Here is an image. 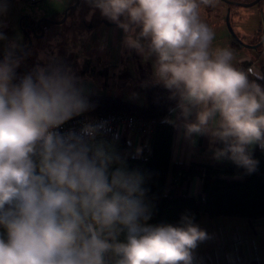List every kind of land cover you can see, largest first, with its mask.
<instances>
[{
	"label": "clouds",
	"instance_id": "obj_1",
	"mask_svg": "<svg viewBox=\"0 0 264 264\" xmlns=\"http://www.w3.org/2000/svg\"><path fill=\"white\" fill-rule=\"evenodd\" d=\"M84 2L88 19L98 11L121 30L122 48L150 63L144 86L163 88L173 105L165 123L193 144L208 137L215 161L257 171L264 69L239 67L233 48L214 43L201 10L220 0ZM7 10L0 0V16ZM0 42V264H194L209 234L188 214L148 223L145 175L104 138L108 121L60 131L95 107L84 80L44 53L19 73L27 54L3 31Z\"/></svg>",
	"mask_w": 264,
	"mask_h": 264
},
{
	"label": "crops",
	"instance_id": "obj_2",
	"mask_svg": "<svg viewBox=\"0 0 264 264\" xmlns=\"http://www.w3.org/2000/svg\"><path fill=\"white\" fill-rule=\"evenodd\" d=\"M74 1L75 0L68 1L64 7H68V5ZM14 4L15 1L8 0V7L15 8L17 15L8 17L0 16V25H3V27H0V31L5 32L9 39L16 40L24 49L27 38L21 26H23L25 15L20 5L15 6ZM84 7L85 11L82 14L72 15L69 19L70 10L66 20L63 23L55 24V26L57 25L56 27L49 28L48 34L44 24L49 21L42 22L41 26L45 32L44 35H47L46 41H43L40 37H34L31 32L28 31L32 38V43L29 48L32 49V51L30 52L29 49L27 50L25 54H29V57L26 64H21L17 71L19 73L29 71L33 65L38 62V57L41 53L49 57L55 55L84 80L90 94L119 96L124 100L132 99L130 102L144 104L141 87H143L144 82L150 78V63L146 64V62L142 61L141 57L135 53L130 54L126 50H123V48L121 49V30L98 14V11L91 19H88V16L84 15L89 13L90 9L86 3ZM44 8L47 9V7ZM50 11L51 12L41 14L33 19L28 16V22L35 26V22L42 17H48L53 20H59L61 18L62 12L59 8H54V10L51 9ZM206 11H209V8H207V10H201V15H204ZM235 22V34L217 33V38L214 43L221 47L228 46L233 48L237 53L238 63H248L247 69L255 68L260 70V64L264 63V46L260 44V40L257 41L258 26L256 21L248 17L242 21L235 20ZM219 24H221V22H219ZM36 31L40 34L38 29H36ZM102 34L105 35L106 49L102 45H99L97 41L102 37ZM86 37L90 40V44L86 42L83 49L74 48L77 40L82 38L85 39ZM94 42H97L96 45ZM234 42L239 46L234 45ZM0 47H2V42H0ZM72 56L73 59H71ZM114 56L116 59L115 61H113ZM126 56H132L137 60L138 65L136 70L130 71L129 68H122L123 58ZM92 62H94L95 65H93ZM140 62L143 63V65H139ZM105 66L112 67L111 73L113 79L110 81L97 77V73L100 72L99 70L103 69ZM166 117L172 118L170 113H168ZM150 132L151 126L150 123H148L145 130L140 132V134L126 135L132 147V153H134L137 148L143 149L148 146ZM193 139L195 140L194 144L183 136L180 129L174 127L171 139L169 158L170 170L167 182L171 180V168L175 164L190 165V163L215 162L212 158V152L210 151L208 137H193ZM179 173L180 172L177 173V178L179 177ZM201 184L202 177L195 176L189 181L187 188L188 192L197 195L201 191ZM250 222L257 226L253 229L255 234H264V218L250 219Z\"/></svg>",
	"mask_w": 264,
	"mask_h": 264
},
{
	"label": "trees",
	"instance_id": "obj_3",
	"mask_svg": "<svg viewBox=\"0 0 264 264\" xmlns=\"http://www.w3.org/2000/svg\"><path fill=\"white\" fill-rule=\"evenodd\" d=\"M234 45L238 44L234 42ZM238 66L247 69L248 63ZM260 66L264 69V63ZM258 82L264 84V81ZM141 93L144 104L119 96L90 94V102L95 107L86 113L93 116L128 114L150 123L149 144L137 158H132V147L125 136L109 132L104 137L115 141L118 152L128 154L130 169H139L145 175L146 199L152 205V218L148 223L176 225L184 214L194 217V222L202 215L237 216L251 220L264 218V150L258 146L253 149V157L259 164L251 175H244V170L230 161L175 164L171 168V180L167 182L174 126L164 120L173 105L167 100L166 91L159 86H143ZM195 176L202 177L201 191L197 195L190 194L187 189ZM249 264L262 263L253 260Z\"/></svg>",
	"mask_w": 264,
	"mask_h": 264
},
{
	"label": "rangeland",
	"instance_id": "obj_4",
	"mask_svg": "<svg viewBox=\"0 0 264 264\" xmlns=\"http://www.w3.org/2000/svg\"><path fill=\"white\" fill-rule=\"evenodd\" d=\"M11 1H15V6H21L24 15H27L31 19H33L37 18L41 14L51 12L50 10H54V8H59L61 10L62 17L64 10L67 8V6H64L70 0H42L37 4H31L25 0ZM233 1L247 3L252 0ZM74 2L68 5V7L71 6ZM79 2L80 4H78V6L71 9L69 19L70 17H72V15L82 14L85 11L84 0H79ZM44 7H47V9ZM204 9L207 10V8H202V10ZM15 15H17L16 9L8 7L6 15H2V17ZM84 16H88V13H86ZM228 16L229 23L227 24L226 18ZM202 17L205 22L208 23L209 26H211L216 31V33L222 32L224 34L228 33L229 35H234L236 32L235 20L242 21L243 19L250 17L251 19H254V21H256V24L258 26L257 41H259L261 37H264V0H260L257 4L247 8L239 5H228L224 1L220 0L216 7L209 8V11H206L205 14L202 15ZM42 18L53 20L48 17ZM219 22H221V24H219ZM56 26L55 23L50 22H46L44 24L47 34L49 28L51 29L52 27ZM46 38L47 35H43L42 37H40V39H43V41H46ZM100 38L97 40L99 42V45H102L106 49L107 46L105 44V35L102 34V37ZM86 42L90 44V40L87 39V37L85 39L82 38L80 40H77L75 42L74 48L83 49ZM94 43L96 45L97 42ZM29 50L30 52L32 51V49ZM28 57L29 54L26 55V59L22 64H26ZM71 59H73V56L71 57ZM115 60L116 59L114 56L113 61ZM92 64L95 65L94 62H92ZM137 65V60H135L132 56H126L125 58H123L122 68H129L130 71H134L136 70ZM139 65H143V63L140 62ZM111 70L112 67L105 66L103 69L99 70L100 72L97 73V77L110 81L113 79ZM126 100L130 101L132 99ZM195 223L198 224L202 229H204L209 234L210 238L198 245L194 254V264H249V262L254 259L264 264V234H255L253 229L257 226L254 223L250 222V219L237 216L219 215L209 217L207 215H202Z\"/></svg>",
	"mask_w": 264,
	"mask_h": 264
},
{
	"label": "built area",
	"instance_id": "obj_5",
	"mask_svg": "<svg viewBox=\"0 0 264 264\" xmlns=\"http://www.w3.org/2000/svg\"><path fill=\"white\" fill-rule=\"evenodd\" d=\"M28 3L36 4L42 0H25ZM99 122L108 121V131L107 133H113L116 136H125L130 134H140L145 130L147 122L140 120L134 115L128 114H103L98 116H93L87 113L82 114L79 117L68 121L60 131H67L69 129H79L84 122ZM127 138V137H126ZM128 140V138H127ZM180 175V173H179Z\"/></svg>",
	"mask_w": 264,
	"mask_h": 264
},
{
	"label": "water",
	"instance_id": "obj_6",
	"mask_svg": "<svg viewBox=\"0 0 264 264\" xmlns=\"http://www.w3.org/2000/svg\"><path fill=\"white\" fill-rule=\"evenodd\" d=\"M222 1H224L228 5H239V6H242L244 8H247V7H251V6L255 5V4H257L260 0H252V1L247 2V3H245V2H236V1H233V0H222ZM78 4H79V0H75V2L71 6L67 7L64 10L63 16L59 20H49V19H46V18H40V19H38L35 22V26L28 22V18L29 17L27 15H25L24 16L23 26H21V29L23 30V32L25 33L26 38H27L26 45H25V47L23 49L24 53L27 52V50L30 48L31 43H32V38H31V35L29 34L28 31H30L31 34L34 37H37V38L42 37L44 35V30H43V27L41 26L42 22L49 21V22L55 23V24L63 23L66 20V18H67L68 12L71 9L75 8L76 6H78ZM228 18H229V16L226 18L227 24L229 23ZM36 29H38L40 31V34L37 33Z\"/></svg>",
	"mask_w": 264,
	"mask_h": 264
}]
</instances>
